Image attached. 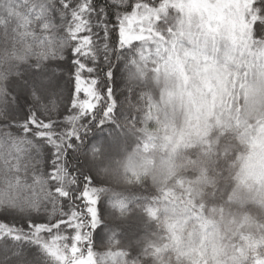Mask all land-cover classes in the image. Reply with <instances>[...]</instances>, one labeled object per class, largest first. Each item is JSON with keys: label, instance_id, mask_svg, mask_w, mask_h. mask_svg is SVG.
Instances as JSON below:
<instances>
[{"label": "rangeland", "instance_id": "374dc122", "mask_svg": "<svg viewBox=\"0 0 264 264\" xmlns=\"http://www.w3.org/2000/svg\"><path fill=\"white\" fill-rule=\"evenodd\" d=\"M262 2L165 0L157 7L142 4L147 12L142 11L140 19L148 38L132 50L133 62L137 59L143 66L140 77L154 86L157 95L147 101L149 112L141 123L137 144L121 168L137 183L149 177L157 190L149 216L157 222L159 233L145 245L158 264H239L241 256L264 264V225L239 213L207 210L192 186L174 173L179 152L195 147L213 152L222 136L232 132L245 152L239 159L231 200L264 210V40L256 37L253 28L257 21L264 24L258 13ZM136 18L134 13L125 30L126 40L140 34L133 28ZM1 42L6 47L9 44ZM120 92L118 88L121 106ZM123 139L117 130L107 142L97 143L100 153L89 157L93 173L115 177ZM108 159L115 166L106 168ZM102 187L92 189L100 202L105 195ZM102 215L97 224H103V231L100 238L94 235L96 248L101 250L94 248L92 232L85 229L87 244L80 243L81 251L74 254L63 239L49 241L52 252L42 255L41 264L81 260L84 264H133L131 256L144 245L145 225L136 216L120 225L104 210ZM127 225L132 238L124 240L126 251L105 247L115 241L114 229L126 232Z\"/></svg>", "mask_w": 264, "mask_h": 264}, {"label": "snow or ice", "instance_id": "6c2138e0", "mask_svg": "<svg viewBox=\"0 0 264 264\" xmlns=\"http://www.w3.org/2000/svg\"><path fill=\"white\" fill-rule=\"evenodd\" d=\"M142 11L137 0H0V41L23 17L49 53L0 89V264H41L49 241L61 239L75 254L85 229L100 238L103 205L87 154L116 127L121 70L148 38ZM134 13L140 34L129 41ZM253 28L264 35V24ZM0 58L13 62L8 47Z\"/></svg>", "mask_w": 264, "mask_h": 264}, {"label": "trees", "instance_id": "16d2710c", "mask_svg": "<svg viewBox=\"0 0 264 264\" xmlns=\"http://www.w3.org/2000/svg\"><path fill=\"white\" fill-rule=\"evenodd\" d=\"M164 1L137 0V3L157 7ZM262 1V4H260L262 10L258 13L264 17V0ZM35 28L36 26L33 25V31ZM33 31L28 30L26 19L21 17L20 25L18 28L13 29L14 34L7 46L13 56L12 64L6 63L0 58V89L7 86L18 73L23 71L26 65L33 64L41 57L48 58L49 53L39 42L40 33L37 31L33 35ZM258 39L264 40V35H261ZM0 43L2 45L0 57H2L6 46L1 41ZM133 55L134 52L131 51L125 67L121 70L120 95L123 101L120 106L118 120L115 118L116 127L108 126V131L111 133H116L119 130L123 134V152L117 157L119 168L115 170V177H99V171L94 173L91 171L92 164L89 159L100 153L98 152L101 150L100 146L95 148L94 151L90 150L88 152L87 168L96 178V187L103 186L102 188L105 190L101 204L106 215L120 225L128 224L130 219L136 216L146 227L144 245L142 244L140 249L136 250L134 255L131 256L133 264H158V260L153 258L146 248V245L152 243L159 233L157 222L149 216V209L158 196L157 190L149 177L143 178L137 183L134 177L124 170L125 168H121L125 165L128 155L132 153V147L137 144L138 131L141 128L143 119L149 112L147 101L157 95L154 86H149L148 80L144 82L140 77L141 73H144V68L137 64V59L136 63L133 62ZM146 76L148 79L150 74L146 72ZM237 137L234 133L228 132L222 136L213 152H208L200 147L179 152L174 159V173L178 178L192 186L207 210L216 209L239 213L240 215L253 217L257 222L264 225V210L260 206L253 204L239 206L231 200L235 178L239 169V159L245 152L244 148L238 143ZM106 163V168L115 166L112 159H108ZM130 228L131 226L126 232L115 228L116 233H111L115 236V241L107 243L105 247L109 250L123 249L126 251L124 240L132 238ZM90 235L91 242L95 243L94 233L92 232ZM95 245V249L101 250V247L96 248L99 246L96 243ZM239 264H255L254 257L248 256L242 259L241 256Z\"/></svg>", "mask_w": 264, "mask_h": 264}]
</instances>
